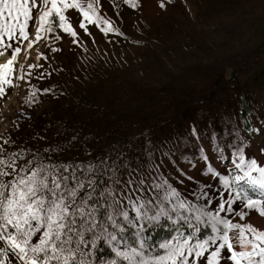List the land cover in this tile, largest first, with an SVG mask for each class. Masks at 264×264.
Listing matches in <instances>:
<instances>
[{
    "label": "snow or ice",
    "instance_id": "1",
    "mask_svg": "<svg viewBox=\"0 0 264 264\" xmlns=\"http://www.w3.org/2000/svg\"><path fill=\"white\" fill-rule=\"evenodd\" d=\"M43 5L31 39L37 0H0V56L11 52L0 63V97L13 83L18 45L27 41L31 49L54 26L76 42L66 10L79 11L85 34L93 23L116 31L101 27L92 2ZM219 142L214 127L194 118L171 135L146 129L70 160L60 143L0 148V264H264V230L233 219L243 221L252 210L264 217V157L246 155L241 142L229 149L231 171L217 170L207 149L223 162ZM198 165L200 175L193 176L189 170ZM245 185L259 193L250 195Z\"/></svg>",
    "mask_w": 264,
    "mask_h": 264
},
{
    "label": "rangeland",
    "instance_id": "2",
    "mask_svg": "<svg viewBox=\"0 0 264 264\" xmlns=\"http://www.w3.org/2000/svg\"><path fill=\"white\" fill-rule=\"evenodd\" d=\"M80 2L84 6L94 3L97 15L102 17L101 27L116 31H101L93 23L86 25L89 34H85L79 28V11L70 9L65 15L77 33L75 43L70 33L54 26L52 32L45 27L41 40L31 49L27 48V41L18 45L22 51L17 54L13 66V83L5 86V95L0 97V141L7 136L21 141L24 132L31 130L34 119L46 110L56 108L64 94L71 97L72 106H75L93 94L97 85L109 92L112 87L116 88L115 83H120V77L136 80L146 77L144 81L153 80L152 86L156 88L160 83H166L155 99L164 96L176 104L175 95L178 93L184 101L183 107L188 110L183 114L179 108L177 124L158 136L182 131L208 104L200 126L210 124L215 128L223 151L221 162L215 149L208 147L209 163L213 167L228 169L229 149L241 142L246 155L264 157V76H261L264 71L261 47L264 41V0H164V8L160 7V0H135L136 8L131 7L132 0L127 5L123 0ZM43 8V0H37L33 19L29 21L31 39H35V29L39 26L37 18ZM104 19L111 21V25H103ZM10 54V50L6 51L0 63ZM29 64L35 66L29 69ZM152 69H155L153 78L147 75ZM206 72L219 76L218 92L222 99L207 96L215 91L211 82L214 76L205 77ZM233 75L240 94H246L248 130L234 109L236 104L228 99L227 77ZM198 79L205 83L201 87L192 86V82L198 83ZM167 84L171 87L169 90ZM35 86L39 90L30 94V89ZM44 88L50 91L44 93L41 91ZM132 100V95L124 90L119 105H132ZM194 100L198 102L191 104V108L185 106V102ZM150 109L152 107L147 106V110ZM143 126L140 123L134 132ZM31 138L34 142L39 140V136L33 133ZM189 171L193 176L200 175L199 165L197 171ZM245 189L250 195L259 193L256 185H245ZM233 219L264 230V217L255 210L249 212L243 221L239 217Z\"/></svg>",
    "mask_w": 264,
    "mask_h": 264
},
{
    "label": "trees",
    "instance_id": "3",
    "mask_svg": "<svg viewBox=\"0 0 264 264\" xmlns=\"http://www.w3.org/2000/svg\"><path fill=\"white\" fill-rule=\"evenodd\" d=\"M261 47L264 52V41ZM153 71L155 69L148 71L147 75L153 78ZM219 75L220 77L223 76L222 73ZM210 76H214L213 73H205V77ZM261 76H264V71ZM218 78L219 76H214L211 79L215 94L207 93L209 98H223L222 94L218 92L220 89ZM145 79L146 77L138 80L120 77L118 79L120 83H115L116 88L113 89L112 87L109 92L99 89V85H97L92 92L93 94L84 97V101L75 106H72L71 97L64 94L60 97L56 108L48 109L34 119L31 130L24 132V138L21 141L16 137L7 136L0 141V148H5L10 152L22 149L25 146L36 148L47 147L48 144L54 146L56 143H60L69 149L66 158L70 160L74 157H86L89 154V148L94 155L116 140L125 141L134 134H139L146 129L151 130L156 135L164 134L170 127L177 124L179 120L176 116L179 112L178 109L181 108L183 114L188 113V110L183 107L184 101L178 93L175 95L176 104L171 103V100L166 99L164 96L155 99L166 83H160V87L156 88L152 86L153 80L146 82ZM200 80H197L198 83L193 81L192 86L199 85L201 87L205 82H200ZM227 80L229 81L228 99L236 104L234 109L243 121L246 130H248L250 128L247 120L249 105L246 101V94H240L237 88V79L234 75L227 77ZM207 86L204 88L206 89ZM170 88V85L167 84V89ZM37 89L38 86L31 88L30 94L36 92ZM124 90L132 95L133 102L132 105L121 107L119 103L121 102V93ZM77 98L81 99L79 96ZM197 102L196 100L185 102V106L191 108V104ZM147 106L152 107V109L147 110ZM207 106L208 104L204 105L198 112L200 121L204 120L202 115ZM140 123L145 126L140 128L138 132H134L136 126ZM31 133L38 135L39 140L32 141ZM73 136H77L78 139L72 141Z\"/></svg>",
    "mask_w": 264,
    "mask_h": 264
},
{
    "label": "bare ground",
    "instance_id": "4",
    "mask_svg": "<svg viewBox=\"0 0 264 264\" xmlns=\"http://www.w3.org/2000/svg\"><path fill=\"white\" fill-rule=\"evenodd\" d=\"M2 57L0 56V59H1ZM3 59V58H2Z\"/></svg>",
    "mask_w": 264,
    "mask_h": 264
}]
</instances>
